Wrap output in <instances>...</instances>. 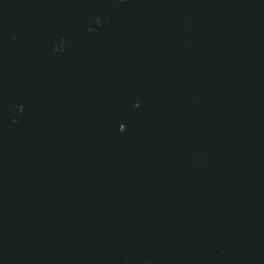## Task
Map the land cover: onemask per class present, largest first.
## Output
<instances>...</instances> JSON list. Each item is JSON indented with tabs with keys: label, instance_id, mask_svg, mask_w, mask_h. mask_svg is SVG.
Segmentation results:
<instances>
[{
	"label": "water",
	"instance_id": "water-1",
	"mask_svg": "<svg viewBox=\"0 0 264 264\" xmlns=\"http://www.w3.org/2000/svg\"><path fill=\"white\" fill-rule=\"evenodd\" d=\"M0 264H264V0H0Z\"/></svg>",
	"mask_w": 264,
	"mask_h": 264
}]
</instances>
